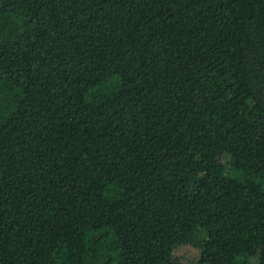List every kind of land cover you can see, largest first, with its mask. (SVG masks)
Wrapping results in <instances>:
<instances>
[{
  "label": "trees",
  "instance_id": "obj_1",
  "mask_svg": "<svg viewBox=\"0 0 264 264\" xmlns=\"http://www.w3.org/2000/svg\"><path fill=\"white\" fill-rule=\"evenodd\" d=\"M264 264V0H0V264Z\"/></svg>",
  "mask_w": 264,
  "mask_h": 264
},
{
  "label": "rangeland",
  "instance_id": "obj_2",
  "mask_svg": "<svg viewBox=\"0 0 264 264\" xmlns=\"http://www.w3.org/2000/svg\"><path fill=\"white\" fill-rule=\"evenodd\" d=\"M199 249L193 246H179L173 251L175 258L186 264H192L198 260Z\"/></svg>",
  "mask_w": 264,
  "mask_h": 264
}]
</instances>
